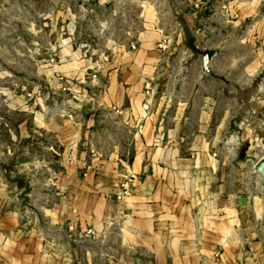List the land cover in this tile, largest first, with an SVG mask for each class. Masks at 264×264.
<instances>
[{
    "label": "crops",
    "instance_id": "crops-1",
    "mask_svg": "<svg viewBox=\"0 0 264 264\" xmlns=\"http://www.w3.org/2000/svg\"><path fill=\"white\" fill-rule=\"evenodd\" d=\"M236 18L238 27L244 15ZM195 19L181 16L173 45L155 24L139 33L135 50L123 46L106 64L100 57L90 61L91 69L98 66L94 88L81 92L92 106L82 109L81 123L68 122V132L59 135L68 146L63 157L90 164L83 168L78 162L51 174L54 201L41 207L43 229L38 231L0 191V264H264L263 190L257 174L256 186L250 181L254 169L243 170L264 157L248 154L253 143L264 145L259 135L264 132V99L254 100L264 98V88L236 89L228 121L226 107H219L223 119L212 120L211 106L189 104L192 91H182L185 99L176 100L177 91L157 92L154 83L168 49L178 64L187 53L214 50L210 76L221 64L235 66L236 80H243L245 64L249 76L261 74L264 17L251 26L246 40L240 35L205 47L199 45ZM163 40L165 50L159 48ZM245 46L253 50L248 61ZM222 74L231 80L227 69ZM147 81L154 94L145 110ZM103 115L111 119L107 127ZM229 129L248 145L245 154L231 157L241 171L235 178L224 147L236 142L227 140ZM93 138L108 147L93 145ZM124 179L130 180L131 193L117 200Z\"/></svg>",
    "mask_w": 264,
    "mask_h": 264
},
{
    "label": "rangeland",
    "instance_id": "rangeland-1",
    "mask_svg": "<svg viewBox=\"0 0 264 264\" xmlns=\"http://www.w3.org/2000/svg\"><path fill=\"white\" fill-rule=\"evenodd\" d=\"M256 1L0 0V191L21 208L22 217L31 225L29 228L43 229L41 207L54 201L51 174L78 162L83 168L90 164L87 159L63 157L68 146L63 143L65 138L59 136L68 132V122L81 123L82 109L89 110L92 106V101L81 92L94 88L92 80L96 79L93 75L98 67L91 69L90 61L100 57L102 64H106L123 46L132 51L130 45L137 48L139 33L155 24L165 31L166 40L173 45L180 28L177 22L184 14L196 16L200 47L220 46L240 35L246 40L251 26L264 17V0L259 4ZM241 13L244 21L236 27V15ZM200 53L195 56L187 53L178 64L176 54L168 49L161 77L154 82L156 91H177L176 100L185 99L182 91H192L194 96H190L189 104L211 106L212 120L213 116L215 120L223 119L219 107L224 106L230 121L236 105L234 91L264 88V71L249 76L245 64L241 81L235 78L239 77L235 66L221 64L215 75L210 76L202 69ZM243 53L248 61L253 50L245 46ZM105 56L107 60L103 61ZM84 60L90 64L84 66ZM80 69L83 77L78 74ZM226 69L232 76L228 81L222 77V70ZM198 115L195 114L196 119ZM106 117H102L105 127L111 121ZM215 132L213 129V137ZM259 135L264 137V132ZM236 137L229 129L227 140L236 139L224 145L229 168L234 164L231 157L240 156L248 147ZM92 141L97 147H108L98 138ZM215 142L213 147L218 148L219 142ZM248 154L256 158L264 156L263 143H253ZM233 168L235 178L240 170L237 164ZM253 169L250 163L243 170ZM256 174L252 173L254 178L250 180L254 186Z\"/></svg>",
    "mask_w": 264,
    "mask_h": 264
},
{
    "label": "built area",
    "instance_id": "built-area-1",
    "mask_svg": "<svg viewBox=\"0 0 264 264\" xmlns=\"http://www.w3.org/2000/svg\"><path fill=\"white\" fill-rule=\"evenodd\" d=\"M130 48L134 50L136 48V46L134 44H131ZM159 48L162 50H165V48H166V41L165 40H163V42L159 44ZM106 60H107V56H105L103 58V61H106ZM93 78H95V74L93 75ZM144 94L146 96V100L144 103V108L146 110L149 108V106L152 102L153 94H154V88H153V84L151 81H147L145 83ZM230 138L232 139L233 137H230ZM130 193H131V182H130V180L129 179L122 180L119 184L118 192L116 193V199L122 200L125 197L129 196ZM87 233H91V230H89Z\"/></svg>",
    "mask_w": 264,
    "mask_h": 264
},
{
    "label": "water",
    "instance_id": "water-1",
    "mask_svg": "<svg viewBox=\"0 0 264 264\" xmlns=\"http://www.w3.org/2000/svg\"><path fill=\"white\" fill-rule=\"evenodd\" d=\"M215 56L214 50H204L201 55V66L203 71L208 73L209 75H212L211 69H210V62L213 60ZM254 171L259 176V183L263 190V196H264V157L258 159V161L254 165ZM242 203H245L242 200Z\"/></svg>",
    "mask_w": 264,
    "mask_h": 264
},
{
    "label": "trees",
    "instance_id": "trees-1",
    "mask_svg": "<svg viewBox=\"0 0 264 264\" xmlns=\"http://www.w3.org/2000/svg\"><path fill=\"white\" fill-rule=\"evenodd\" d=\"M244 154V151L241 152V156Z\"/></svg>",
    "mask_w": 264,
    "mask_h": 264
}]
</instances>
